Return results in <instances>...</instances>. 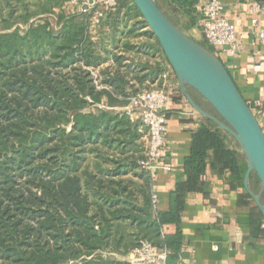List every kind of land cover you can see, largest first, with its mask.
<instances>
[{
	"label": "trees",
	"instance_id": "1",
	"mask_svg": "<svg viewBox=\"0 0 264 264\" xmlns=\"http://www.w3.org/2000/svg\"><path fill=\"white\" fill-rule=\"evenodd\" d=\"M66 1L0 0V264H129L112 253L125 256L142 240L166 246L170 259L179 235L163 234L162 226L178 223L205 150L223 148L221 129L195 133L173 208L157 211L152 178L139 165L141 124L113 107L162 72L159 62L144 73L134 60L162 53L159 43L132 0L107 13L96 40ZM155 1L178 27L163 4L196 24L194 0ZM138 38L154 42H132ZM85 67H100L108 88L97 89Z\"/></svg>",
	"mask_w": 264,
	"mask_h": 264
},
{
	"label": "crops",
	"instance_id": "2",
	"mask_svg": "<svg viewBox=\"0 0 264 264\" xmlns=\"http://www.w3.org/2000/svg\"><path fill=\"white\" fill-rule=\"evenodd\" d=\"M194 1L198 5L207 0ZM220 1L224 5L223 16L236 28L237 39L234 54L222 53L218 57L250 107L254 109L255 102H261L263 108L259 121L264 131V38H259L256 33L258 30L264 31V0ZM253 3L261 6L260 12L252 10ZM115 11L117 9L113 13ZM123 11L121 8L120 14ZM196 13L195 25L190 24L186 15L179 12L175 15L181 21L185 33L201 43L204 40L202 15L197 6ZM253 18L257 19L255 26L251 23ZM105 32H109L108 27H105ZM135 40L141 43L154 42L153 39ZM135 40L132 42L137 43ZM121 53L128 58L134 56ZM134 60L144 65V73L151 72L155 63L159 62L157 66L166 74L163 81H157L161 72L153 82L145 84L162 87L168 96L163 107L167 136L162 148V159L170 163L172 168L170 171H156L151 179L152 191L157 196L156 209L165 213L173 208L176 186L187 178L185 158L192 150L195 133L203 126L212 130L219 127L189 104L163 53L157 52L155 57L134 56ZM186 90L197 105L216 115L213 107L199 93L191 87H186ZM140 127V131L144 132V127ZM219 133L223 148L205 150L196 189L185 191L182 199L180 195L182 205L178 212V223L170 219L162 226L163 234L171 236L178 231L179 235V248L175 252L172 250L169 264H264V222L251 196V193L259 192V180L251 172L245 185L248 168L246 159L231 135L222 129ZM112 256L124 260L127 258V255L119 256L116 253H112Z\"/></svg>",
	"mask_w": 264,
	"mask_h": 264
},
{
	"label": "water",
	"instance_id": "3",
	"mask_svg": "<svg viewBox=\"0 0 264 264\" xmlns=\"http://www.w3.org/2000/svg\"><path fill=\"white\" fill-rule=\"evenodd\" d=\"M148 29L157 39L174 71L181 91L193 109L212 120L239 145L248 165L244 183L253 172L260 183L251 196L264 222V131L251 107L242 97L228 70L207 47L175 25L155 0H132ZM186 87L199 93L215 110L212 115L192 99Z\"/></svg>",
	"mask_w": 264,
	"mask_h": 264
},
{
	"label": "built area",
	"instance_id": "4",
	"mask_svg": "<svg viewBox=\"0 0 264 264\" xmlns=\"http://www.w3.org/2000/svg\"><path fill=\"white\" fill-rule=\"evenodd\" d=\"M125 0H67L64 7L70 12L76 11L85 18L88 34L98 29L107 13L114 11ZM198 10L202 15L201 31L207 45L212 52L219 56L222 53L234 54L236 52L237 32L235 26L224 16V5L220 0H207L198 5ZM252 10L260 12L261 6L253 3ZM253 26L257 24V19L251 20ZM148 28L147 25L143 29ZM259 38H264V31H256ZM119 54H122L121 52ZM113 65L111 59L103 66ZM100 67H85L97 89L108 88L100 84ZM166 74L162 72L158 77L162 81ZM153 85V84H152ZM168 96L165 90L159 86H145L133 94H130L126 103L118 108V111L125 115L131 122L140 123L145 133L144 157L139 160L140 167L152 178L158 170L170 171V163L162 159V148L167 136L166 119L163 107ZM252 111L261 114L262 104L256 101ZM152 201L156 204V194L152 191ZM170 250L166 246H156L153 243L142 240L139 245L127 254L129 264H169Z\"/></svg>",
	"mask_w": 264,
	"mask_h": 264
},
{
	"label": "rangeland",
	"instance_id": "5",
	"mask_svg": "<svg viewBox=\"0 0 264 264\" xmlns=\"http://www.w3.org/2000/svg\"><path fill=\"white\" fill-rule=\"evenodd\" d=\"M162 6L167 11V13L169 14L170 18H172L175 22H177L178 24H180L181 26H179V28L185 32V30L183 29L182 24H181V21L179 20V18L175 14L171 13L164 4ZM49 20L52 23L53 29L54 30L58 29V26L56 27V23H55L54 16H49ZM18 25H19V27L21 29H25V25H22V24H18ZM99 31H101L99 28L93 30L89 34L91 36V39H94V40L99 39V35H98L99 34ZM138 39H144V38H138ZM135 41L139 42V40H135ZM201 42L204 43V44H206L205 43V40H201ZM103 104H105V102L104 103H100L99 106L101 108H106V105H103ZM113 108L116 109V110H118L119 107H113ZM144 132H146V131L144 130ZM144 132H143V134H144ZM141 142H143V145L145 147V134L142 136Z\"/></svg>",
	"mask_w": 264,
	"mask_h": 264
}]
</instances>
